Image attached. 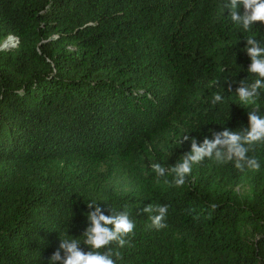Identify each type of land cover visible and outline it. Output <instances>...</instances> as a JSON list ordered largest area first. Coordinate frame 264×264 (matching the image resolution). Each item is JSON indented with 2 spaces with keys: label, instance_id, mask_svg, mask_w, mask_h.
I'll list each match as a JSON object with an SVG mask.
<instances>
[{
  "label": "trees",
  "instance_id": "trees-1",
  "mask_svg": "<svg viewBox=\"0 0 264 264\" xmlns=\"http://www.w3.org/2000/svg\"><path fill=\"white\" fill-rule=\"evenodd\" d=\"M227 2L0 0V264H47L83 239L92 201L136 222L116 264H264V144L259 171L206 159L176 187L151 168L264 116V90L248 107L235 93L264 23L244 31ZM150 204L169 206L166 228Z\"/></svg>",
  "mask_w": 264,
  "mask_h": 264
},
{
  "label": "clouds",
  "instance_id": "clouds-1",
  "mask_svg": "<svg viewBox=\"0 0 264 264\" xmlns=\"http://www.w3.org/2000/svg\"><path fill=\"white\" fill-rule=\"evenodd\" d=\"M243 7V14L239 9ZM225 7L230 11L231 21L244 31H251L257 23H264V0H228ZM13 41H16L13 40ZM251 59L247 71L255 76L254 82L247 84L244 81L235 88L239 101L248 107L255 105L264 90V44L249 36L246 37V48ZM228 91H232L229 85ZM224 97L216 93L212 104L223 102ZM255 109V108H253ZM211 131V130H210ZM190 137L184 135L181 143ZM264 144V116L255 110L248 113V125L239 130L232 131L225 128L223 131H212V137L205 136L202 143L191 138V151L184 153L182 158L170 168L160 163H153L152 170L157 177H164L169 171L174 174L172 183L182 187L188 176L192 174L193 166L203 163L206 159L217 164L234 162L240 171L245 169L259 171L261 164L255 156H250L256 145ZM166 183L168 181H165ZM87 219L89 226L83 232V239L61 238L59 247L48 258L47 264H116L120 252L113 248L122 249L130 244V237L135 235L136 222L127 210L114 211L109 209L110 215L105 214L100 203L89 202ZM213 209L217 205L211 206ZM168 205H148L142 211L148 214L150 227L161 230L167 227ZM81 244L88 246L84 251Z\"/></svg>",
  "mask_w": 264,
  "mask_h": 264
},
{
  "label": "rangeland",
  "instance_id": "rangeland-1",
  "mask_svg": "<svg viewBox=\"0 0 264 264\" xmlns=\"http://www.w3.org/2000/svg\"><path fill=\"white\" fill-rule=\"evenodd\" d=\"M13 42V45H15L17 43V41H12ZM11 45V46H13ZM237 191L240 193V194H246L248 192V188L246 186H239L237 187Z\"/></svg>",
  "mask_w": 264,
  "mask_h": 264
},
{
  "label": "water",
  "instance_id": "water-1",
  "mask_svg": "<svg viewBox=\"0 0 264 264\" xmlns=\"http://www.w3.org/2000/svg\"><path fill=\"white\" fill-rule=\"evenodd\" d=\"M13 40H15L14 37L8 38V40L2 45L1 48H6V47H9V46L13 45V42H12Z\"/></svg>",
  "mask_w": 264,
  "mask_h": 264
}]
</instances>
